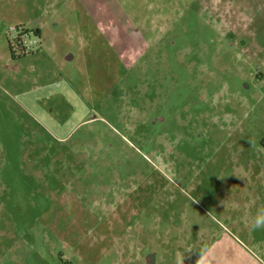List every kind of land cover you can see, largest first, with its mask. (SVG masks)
<instances>
[{"label":"rangeland","instance_id":"rangeland-1","mask_svg":"<svg viewBox=\"0 0 264 264\" xmlns=\"http://www.w3.org/2000/svg\"><path fill=\"white\" fill-rule=\"evenodd\" d=\"M262 144L264 0H0V264H264Z\"/></svg>","mask_w":264,"mask_h":264},{"label":"clouds","instance_id":"clouds-1","mask_svg":"<svg viewBox=\"0 0 264 264\" xmlns=\"http://www.w3.org/2000/svg\"><path fill=\"white\" fill-rule=\"evenodd\" d=\"M252 228L254 230H264V211L258 212L256 217L252 221ZM205 259L203 253L199 256L197 264H202Z\"/></svg>","mask_w":264,"mask_h":264},{"label":"trees","instance_id":"trees-1","mask_svg":"<svg viewBox=\"0 0 264 264\" xmlns=\"http://www.w3.org/2000/svg\"><path fill=\"white\" fill-rule=\"evenodd\" d=\"M10 50H11V55L13 56L12 58L16 60L18 56H17V55L15 54V52L13 51V48H12V47H10ZM22 53H23V55H28V54L25 52V49L23 50ZM23 55H19V56H20V57H24ZM20 57H19V58H20Z\"/></svg>","mask_w":264,"mask_h":264},{"label":"crops","instance_id":"crops-1","mask_svg":"<svg viewBox=\"0 0 264 264\" xmlns=\"http://www.w3.org/2000/svg\"><path fill=\"white\" fill-rule=\"evenodd\" d=\"M36 33L38 34L39 38H41V36H42V32L38 30V31H36ZM45 41H46V42H45V43H46L45 45H47V44H48V41L51 42V41H53V39H50V38H49V39H46Z\"/></svg>","mask_w":264,"mask_h":264},{"label":"built area","instance_id":"built-area-1","mask_svg":"<svg viewBox=\"0 0 264 264\" xmlns=\"http://www.w3.org/2000/svg\"><path fill=\"white\" fill-rule=\"evenodd\" d=\"M36 43V41L35 42H30V44H35Z\"/></svg>","mask_w":264,"mask_h":264},{"label":"flooded vegetation","instance_id":"flooded-vegetation-1","mask_svg":"<svg viewBox=\"0 0 264 264\" xmlns=\"http://www.w3.org/2000/svg\"><path fill=\"white\" fill-rule=\"evenodd\" d=\"M262 146L264 147V145L262 144Z\"/></svg>","mask_w":264,"mask_h":264}]
</instances>
